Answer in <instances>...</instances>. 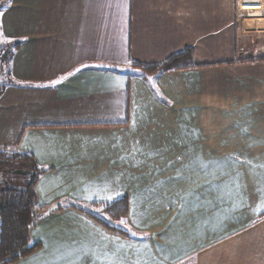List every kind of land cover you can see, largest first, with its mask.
<instances>
[{
    "label": "crops",
    "instance_id": "crops-1",
    "mask_svg": "<svg viewBox=\"0 0 264 264\" xmlns=\"http://www.w3.org/2000/svg\"><path fill=\"white\" fill-rule=\"evenodd\" d=\"M0 3V150L45 170L11 264H264V0ZM185 48L205 67L155 79L168 105L125 74ZM122 196L138 239L70 207Z\"/></svg>",
    "mask_w": 264,
    "mask_h": 264
},
{
    "label": "trees",
    "instance_id": "trees-1",
    "mask_svg": "<svg viewBox=\"0 0 264 264\" xmlns=\"http://www.w3.org/2000/svg\"><path fill=\"white\" fill-rule=\"evenodd\" d=\"M2 9L3 5L0 3V11ZM17 47L18 44L0 42V76L9 75L10 62ZM128 67L130 71L125 73L128 78L138 77L143 80L156 99L168 105L169 103L155 88V79L167 72L184 71L205 67V65L195 64L193 50L185 48L158 63L145 64L130 60ZM4 90L5 85L0 80V97ZM7 162H15L24 166L28 182L24 188H16L6 187L1 184L3 180H0V264H11L39 248V244L30 242L29 231L39 219L34 212L38 201L35 184L39 176L45 172L28 152L0 151V167H6ZM127 206L126 196L110 203L90 204L91 210L78 205H70L71 208L90 216L106 230L126 238L138 239L140 235L127 224ZM121 221L124 223L121 224Z\"/></svg>",
    "mask_w": 264,
    "mask_h": 264
},
{
    "label": "rangeland",
    "instance_id": "rangeland-1",
    "mask_svg": "<svg viewBox=\"0 0 264 264\" xmlns=\"http://www.w3.org/2000/svg\"><path fill=\"white\" fill-rule=\"evenodd\" d=\"M2 82V80H1ZM1 152H7V153H13L15 151H9V150H0ZM222 165L224 162H221ZM6 167H0V180L2 179L3 181L1 184H3L6 187H16V188H24L26 183L28 182L27 180V175L26 174H19L15 172L19 171H24V166H22L19 163L15 162H7L5 163ZM105 217V216H104ZM107 219V217H105Z\"/></svg>",
    "mask_w": 264,
    "mask_h": 264
},
{
    "label": "water",
    "instance_id": "water-1",
    "mask_svg": "<svg viewBox=\"0 0 264 264\" xmlns=\"http://www.w3.org/2000/svg\"><path fill=\"white\" fill-rule=\"evenodd\" d=\"M15 173H19V174H26L27 175V172H21V171H19V172H15Z\"/></svg>",
    "mask_w": 264,
    "mask_h": 264
},
{
    "label": "snow or ice",
    "instance_id": "snow-or-ice-1",
    "mask_svg": "<svg viewBox=\"0 0 264 264\" xmlns=\"http://www.w3.org/2000/svg\"><path fill=\"white\" fill-rule=\"evenodd\" d=\"M0 35H2V34H0ZM0 42H3V41H0ZM109 199H111V197H109ZM120 223H121V224H123V223H124V221H121Z\"/></svg>",
    "mask_w": 264,
    "mask_h": 264
}]
</instances>
